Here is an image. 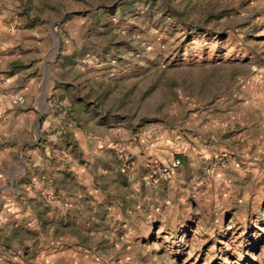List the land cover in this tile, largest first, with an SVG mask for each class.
<instances>
[{"label": "rangeland", "instance_id": "374dc122", "mask_svg": "<svg viewBox=\"0 0 264 264\" xmlns=\"http://www.w3.org/2000/svg\"><path fill=\"white\" fill-rule=\"evenodd\" d=\"M20 1L0 264H264V0Z\"/></svg>", "mask_w": 264, "mask_h": 264}, {"label": "crops", "instance_id": "0c3cea01", "mask_svg": "<svg viewBox=\"0 0 264 264\" xmlns=\"http://www.w3.org/2000/svg\"><path fill=\"white\" fill-rule=\"evenodd\" d=\"M21 5L20 0H0V117L18 123L13 129H5L7 133L20 127L28 129L34 110L26 107H35L31 90L35 80L26 76V13L21 12ZM19 94L27 98L21 107L11 103Z\"/></svg>", "mask_w": 264, "mask_h": 264}, {"label": "built area", "instance_id": "2783aa9c", "mask_svg": "<svg viewBox=\"0 0 264 264\" xmlns=\"http://www.w3.org/2000/svg\"><path fill=\"white\" fill-rule=\"evenodd\" d=\"M11 103L12 105L14 106H18V107H21V106H24L26 103H27V98L24 94H19V95H15L11 98ZM175 165H178L180 164V160H176Z\"/></svg>", "mask_w": 264, "mask_h": 264}]
</instances>
